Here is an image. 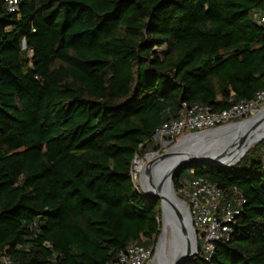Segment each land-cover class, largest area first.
<instances>
[{"label":"trees","instance_id":"1","mask_svg":"<svg viewBox=\"0 0 264 264\" xmlns=\"http://www.w3.org/2000/svg\"><path fill=\"white\" fill-rule=\"evenodd\" d=\"M262 16L264 0H0V264H108L132 242L152 256L162 208L135 157L184 106L264 89ZM194 177L246 202L190 264H264L263 155L188 165L175 190Z\"/></svg>","mask_w":264,"mask_h":264},{"label":"built area","instance_id":"2","mask_svg":"<svg viewBox=\"0 0 264 264\" xmlns=\"http://www.w3.org/2000/svg\"><path fill=\"white\" fill-rule=\"evenodd\" d=\"M4 1L9 11H17L20 0ZM259 20L264 22V16ZM263 107L264 89L257 92L251 100L239 101L229 109L213 111L204 105H186L179 117L170 119L157 128L153 141L154 139L179 140L187 133L232 125L237 121L248 119ZM148 154L154 155L155 152ZM131 176L137 188L138 176L134 167ZM176 191L190 208L199 240L197 254L207 257L213 253L217 241L229 238L246 198L236 186L224 188L203 177L183 180ZM152 250L153 247H146L141 242H132L108 264H148Z\"/></svg>","mask_w":264,"mask_h":264},{"label":"water","instance_id":"3","mask_svg":"<svg viewBox=\"0 0 264 264\" xmlns=\"http://www.w3.org/2000/svg\"><path fill=\"white\" fill-rule=\"evenodd\" d=\"M263 111L264 109L254 114L249 119L237 121L232 125L204 130L203 132L187 133V135L180 138L179 142L175 145L181 146L182 149L179 151L172 149L171 152L156 156L152 161L148 162L145 172L148 176V186L151 188L152 193H148L144 190V194L147 197L160 200L162 208V225L166 209L169 210L171 219L176 225L174 237L172 239V248L181 250L179 254H172L170 256L171 260L165 261L164 264H190L194 256L197 255L199 248L197 230L192 222L190 208L187 206L186 202L177 195L174 188L173 179L175 174L180 169L195 163L214 164L225 168L234 167L251 147L247 138H249V135H251L253 131L262 125L263 120H255L253 125L250 126L248 134L243 133L239 135L237 140L230 136L231 133L223 129L236 126V124H241L246 121H251ZM190 136L195 137L190 140L187 139ZM263 139L264 135L257 142ZM137 158L138 156L135 157V159ZM171 161L174 162L170 169L162 171V167L167 164V162L170 163ZM166 186L168 187L169 195L160 192ZM159 239L154 255H156L158 251Z\"/></svg>","mask_w":264,"mask_h":264},{"label":"bare ground","instance_id":"4","mask_svg":"<svg viewBox=\"0 0 264 264\" xmlns=\"http://www.w3.org/2000/svg\"><path fill=\"white\" fill-rule=\"evenodd\" d=\"M258 119L263 120L262 125L258 129L253 131V133L251 135H249V138H247L248 142H250V146H252L257 140H259L264 135V111L261 112L255 118H253V120H251V121H246V122H243L241 124H236V126H230V127L225 128L223 130H227L229 133H231L230 136L237 140V137L239 135H241L243 133L248 134V131H250V126H252L254 121L258 120ZM194 137L195 136H190L187 139L190 140V139H193ZM180 149H182L181 146H175L173 148V150H177V151H179ZM154 156L155 155H153V154H147L146 158L150 159V161H152ZM171 162L170 163L167 162V164H165L162 167V171L169 170L174 161H171ZM136 165L137 166H139V165L143 166V164L139 158H137ZM146 166L147 165L144 166V172L141 175L143 177L142 183H144L145 191L148 193H152L151 188L148 186V176L146 175V172H145ZM142 171H143V169H142ZM160 192L162 194L169 195V191H168L167 186L164 189H162ZM163 225L164 226H163L162 234L160 236V241H159L160 242V247H159L160 264H164L165 261H170L171 260L170 256L172 254H174V253L179 254L181 252V250H179V249H175V248L173 249L172 248V243H173L172 239L174 237L176 225L172 221L170 212L167 209L165 212V217L163 219ZM166 263H168V262H166Z\"/></svg>","mask_w":264,"mask_h":264},{"label":"rangeland","instance_id":"5","mask_svg":"<svg viewBox=\"0 0 264 264\" xmlns=\"http://www.w3.org/2000/svg\"><path fill=\"white\" fill-rule=\"evenodd\" d=\"M262 109H264V107L261 108L258 112H260ZM258 112H256V113H258ZM250 117H252V116H250ZM257 141L249 148V150L246 152L244 157L240 161H238V163L236 165H238L242 160H244L248 156V154L250 156L261 154V155H263V158H264V147L262 146V143H264V139L260 142H257ZM178 142H179V140H171V139H165V140L158 139V140H156V139H154L153 145L151 147H149L147 150L142 151L141 154H138V158L141 160V162L143 164V166L142 165L137 166L136 165L137 159H135V161L133 163L134 170H135V172H137V176H138V179H137L138 190H141L142 192H144V190H145L144 189L145 188L144 183H142V176L141 175L144 172V166L147 165L148 162L150 161V159L146 158L147 154L155 152L156 154H154L155 155L154 157H156V156H159L161 154L169 153V152H171V150L174 148V146ZM154 146H157V148H154ZM154 157H153V159H154ZM142 169H143V171H142ZM182 178H185V176H183ZM177 195L179 196L178 192H177ZM161 225H162V219H161ZM162 229H163V225H162ZM162 229H161V232H162ZM158 239H159V237H158ZM159 241H160V239H159ZM157 244H158V242H157ZM159 247H160V243L158 246L157 254L156 255L153 254L150 257L151 259L149 260L148 264H160Z\"/></svg>","mask_w":264,"mask_h":264}]
</instances>
